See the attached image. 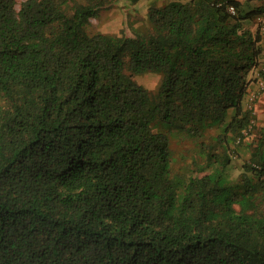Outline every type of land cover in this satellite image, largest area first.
I'll list each match as a JSON object with an SVG mask.
<instances>
[{"label":"trees","instance_id":"obj_1","mask_svg":"<svg viewBox=\"0 0 264 264\" xmlns=\"http://www.w3.org/2000/svg\"><path fill=\"white\" fill-rule=\"evenodd\" d=\"M103 1L0 0V264H264V154L225 176L255 127L244 23L264 6L174 1L149 35H88ZM173 132L206 174L171 177Z\"/></svg>","mask_w":264,"mask_h":264},{"label":"rangeland","instance_id":"obj_2","mask_svg":"<svg viewBox=\"0 0 264 264\" xmlns=\"http://www.w3.org/2000/svg\"><path fill=\"white\" fill-rule=\"evenodd\" d=\"M26 0H16V9L19 11L21 4ZM96 1V0H94ZM186 2L187 0H104L97 17H91L86 25L88 35L105 34L114 36L136 37L137 35H149L151 26L149 22V11L152 8H160L171 2ZM246 11L254 10L256 1L264 0H240ZM87 0H78V3H85ZM264 3V2H263ZM263 5V4H262ZM264 6V5H263ZM261 17V16H260ZM245 21L246 29L256 31L262 26V48L264 52V23L262 18ZM264 58V53L261 59ZM264 72V62L261 63ZM251 78L257 79L252 91L244 101L246 109H252L255 114V127L247 132V137L240 144L231 145L228 152L231 156V164L225 170V176L232 181H236L245 172L246 164L255 163L261 153L264 154V78L259 75V71L254 72ZM135 81L148 89L151 93H156L162 76L160 74L148 73L134 76ZM217 129L210 131L208 140L219 134ZM209 142V141H207ZM171 177L182 178L187 181L190 177H201L207 172L205 169V159L200 154L198 142L190 137L172 133L171 137ZM223 153V149H217ZM211 171V170H210Z\"/></svg>","mask_w":264,"mask_h":264},{"label":"crops","instance_id":"obj_3","mask_svg":"<svg viewBox=\"0 0 264 264\" xmlns=\"http://www.w3.org/2000/svg\"><path fill=\"white\" fill-rule=\"evenodd\" d=\"M237 1L241 2L240 0H237ZM263 2H264V1H262V2H261V1H260V2H259V1H256L255 5H254L255 9L258 8V7H260V6H263V5H264ZM262 4H263V5H262ZM253 30H254V29H252V31H253ZM253 32H255V31H253ZM263 53H264V52H263ZM262 62H264V58L261 59V63H262ZM254 84H255V83H254ZM254 84H252V87H253ZM252 87H251V91H252Z\"/></svg>","mask_w":264,"mask_h":264},{"label":"built area","instance_id":"obj_4","mask_svg":"<svg viewBox=\"0 0 264 264\" xmlns=\"http://www.w3.org/2000/svg\"><path fill=\"white\" fill-rule=\"evenodd\" d=\"M228 10H229V12L232 13V14H235V13H236V10H235V8H234L233 6H229ZM260 18H262V22L264 23V13L261 15ZM261 27H262V26H261Z\"/></svg>","mask_w":264,"mask_h":264}]
</instances>
